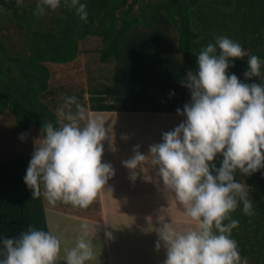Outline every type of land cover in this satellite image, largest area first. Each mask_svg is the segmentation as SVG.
<instances>
[{"label": "trees", "instance_id": "trees-1", "mask_svg": "<svg viewBox=\"0 0 264 264\" xmlns=\"http://www.w3.org/2000/svg\"><path fill=\"white\" fill-rule=\"evenodd\" d=\"M38 3L0 0V116L9 111L16 117L14 134L33 126L41 133L43 122L56 126L63 96L75 95L90 112L180 114L177 109L182 113L192 102L182 81L189 71L197 72L198 53L219 36L247 53L229 58L227 74L242 83L264 84V0H79L86 5L87 22L70 0L39 16ZM91 38L98 46L83 80L55 81L51 67L76 62ZM251 55L260 58L261 74L247 79ZM31 159L23 155L0 162V250L3 239L19 238L29 226L49 231L47 206L52 205L43 196L32 199L24 182ZM222 159L217 155L212 162L216 168ZM235 179L245 184L253 214H244L238 204L230 213L239 222L231 238L248 264H264V168L246 176L237 171Z\"/></svg>", "mask_w": 264, "mask_h": 264}, {"label": "clouds", "instance_id": "clouds-1", "mask_svg": "<svg viewBox=\"0 0 264 264\" xmlns=\"http://www.w3.org/2000/svg\"><path fill=\"white\" fill-rule=\"evenodd\" d=\"M70 2L87 22L86 5ZM60 4L61 0H39L35 14L43 15L46 8L56 10ZM245 56L242 46L225 36L204 47L197 55V72L189 71L182 81L192 97L182 113L177 109L186 115L185 122L164 133L162 143L150 146V155L141 154L136 146L135 155L123 161L135 180V170L150 157L165 189L174 193L184 215L195 222L196 227L185 232L162 222L156 248L163 242L164 264H248L231 238L239 222L230 213L242 203L244 214H253L246 186L236 181L235 174L246 176L264 168V84L242 83L235 74H227L229 58ZM247 63L244 76L260 77V58L251 55ZM56 117V126L43 122L41 135L34 138L24 182L32 190V199L43 196L52 206L62 202L86 209L115 174L110 164L102 162L108 129L75 95L62 97ZM217 155L223 157L219 168L212 163ZM81 229L75 245L64 249L66 264H85L95 258L86 240L89 225L84 223ZM107 236L111 238V233ZM2 246L0 264H56L61 254L57 235L31 226L19 238L3 239Z\"/></svg>", "mask_w": 264, "mask_h": 264}, {"label": "rangeland", "instance_id": "rangeland-1", "mask_svg": "<svg viewBox=\"0 0 264 264\" xmlns=\"http://www.w3.org/2000/svg\"><path fill=\"white\" fill-rule=\"evenodd\" d=\"M95 46H98L97 41L93 39L87 40L82 45L84 50H87V52L81 55L76 62L72 63L69 66H52L51 69L53 73V79L58 83H70L74 79L83 80L85 66L90 61L89 59H91V56H93L92 51L94 48H96ZM94 113L95 116L101 117L102 119L108 117L104 114L108 112ZM128 114L130 122L133 125V122L138 118H132V116L136 114ZM115 115H112L110 117H115ZM144 118L146 117L144 116ZM15 121L16 117L9 111L4 112L0 116V162L23 155L33 156L34 138H38L41 135L40 131L33 126L29 129V131L23 133L24 139L22 140L20 138L22 134L13 133ZM176 121L178 126L180 125V122H183L179 119H176ZM147 122L148 121H146V123ZM157 126L160 127L162 126V124L160 120L157 122L155 119L151 122L150 129H152V127L153 129H156ZM163 134L164 133L156 131L153 132V134L152 132L149 133L148 140L145 141V150L148 152L150 146L154 145V143H162ZM106 187L108 189V186ZM45 201L47 202L46 199ZM98 203L99 200L96 201L95 199V201L86 209L73 207L71 204L67 205L62 202H57L55 206H47L49 231H52L61 240L62 255L60 256V259L64 260L65 248H71L75 245L76 238L82 232L81 225L86 223L85 221H78L77 219H75L73 217L74 213L80 215L79 218L81 216H84L83 218H87L90 221H99L98 219L102 214L98 212ZM158 207L159 206H151L147 208V206H140L139 211L153 212L154 209L158 210ZM164 217L167 218L166 216ZM162 222L169 223L164 218L161 221H155L152 217H146V219L144 220L143 215L141 218L131 217V220L128 223V229L126 228V221L125 226H121L117 222V224L119 225V231L117 233L119 237L118 241H116L117 239L114 240L112 237L109 238L107 235L101 236V231H99L97 235L96 226L91 223H87L92 228V230L91 232L89 230V234L86 237V240L92 244L95 258L91 261H86L85 264H108L106 261L103 262L100 259L101 256L105 255L107 248L111 250L116 262H125V264H164V261L166 259V249L163 246V242H161V247L159 250H157L156 248V244L159 241L158 229L162 226ZM111 226L112 220H110V225L107 232H110L112 235L117 232L118 228H116L113 233L111 230ZM171 226L173 228L175 227L174 224H171ZM174 229H176L178 232H182L179 228ZM185 231L186 230H183V232Z\"/></svg>", "mask_w": 264, "mask_h": 264}, {"label": "crops", "instance_id": "crops-1", "mask_svg": "<svg viewBox=\"0 0 264 264\" xmlns=\"http://www.w3.org/2000/svg\"><path fill=\"white\" fill-rule=\"evenodd\" d=\"M92 114L95 116L94 112ZM104 114L108 116L105 119L103 118V120L105 121L106 129H108L109 138L103 141L104 153L102 162L110 164L115 174L108 180L107 185L99 193L98 200L102 207L103 221H90L87 218H83L84 216L79 218L80 215L76 213L73 217L78 221H85L86 223L95 225L97 235L101 231V236L107 235L110 220H112V232L114 233L116 228H118L117 232L111 235L114 240L117 239L116 241L119 240L117 235L119 225L125 226L126 221V228L128 229L131 217L141 218L142 215L144 220L146 217H152L155 221H161L164 218L169 223L174 224V228H179L182 232L183 230L187 231L188 229L195 228V222L184 215V210L176 201L174 193L171 190L165 189L163 181L158 175V166L151 165L150 157L142 168L138 167L135 170L137 173L135 180L130 178L132 170L126 168L123 164V161L129 160L135 155L134 149L136 146H139L138 150L141 154L150 155V152L145 150V141L148 140L149 133L152 132L153 134L155 131L161 133L173 131L178 127L176 119L185 122L186 115L136 114L132 118L138 119L132 125L128 113L108 112ZM112 115H115V117H110ZM155 119L157 122L160 120L162 126L150 129L151 122ZM146 121L148 122L146 123ZM183 122H180V124ZM106 186H108L109 190ZM138 206H147V208L151 206L159 207L158 210L154 209L153 212H140ZM89 230L90 232L92 230L90 226ZM100 259L103 262L106 261L108 264H125V262H116L111 250L108 248L105 255L101 256Z\"/></svg>", "mask_w": 264, "mask_h": 264}]
</instances>
